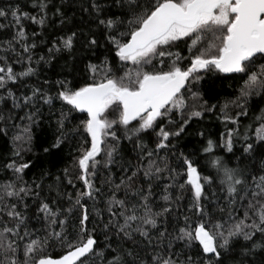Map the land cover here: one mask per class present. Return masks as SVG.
<instances>
[{"label":"snow or ice","instance_id":"obj_1","mask_svg":"<svg viewBox=\"0 0 264 264\" xmlns=\"http://www.w3.org/2000/svg\"><path fill=\"white\" fill-rule=\"evenodd\" d=\"M32 7L38 9L37 15L22 11L18 4L0 7V29L11 30V38L0 41V104L10 102L11 109L17 110L35 109L20 116L27 123L14 125L17 132L12 136L13 155L20 158L31 151L32 125L38 124L40 113L37 104L52 106L58 100L62 104L56 122L59 135L44 151L60 149L65 139L82 134L84 143L73 157L71 168L83 187L76 188L73 173L65 168L64 178L76 189L75 196L57 188V197L63 199L67 195L69 206L64 208L59 200L50 204L40 199L43 182L33 181L30 185L24 180L29 162L13 160L5 164L15 179L0 186V264H257V251H264V159L259 161L258 171L254 163L244 161L254 157L257 146L264 156V109L256 117L259 126L255 128V143L245 132L240 157L233 152L236 129H226V139L222 134L219 145L207 140L202 152L205 164L215 170V176L203 175L196 163L183 154L179 170L173 168L167 154L159 153L170 147V137L184 132L189 121L217 107L208 105L200 91L191 87L202 79L201 72L236 74L244 81L239 96L220 106L218 118L226 125H238L239 117L247 115L250 97L264 96V64L255 70L258 60L264 59V0H105L104 4L92 0L90 8L84 10L94 14L96 26L104 29L111 45L109 52L119 61L120 69L114 70L106 56L99 69L91 63L85 65L91 83L78 85L60 79L56 81L55 95L33 87L30 95L18 96L9 85L22 84L37 73L32 67L36 43L29 42L24 22L31 21L43 28L49 0H33ZM112 8L118 12L113 13ZM57 13L63 15L60 8ZM36 35L32 33L33 37ZM77 37V32L69 29L52 44L49 57L54 52L73 53ZM181 42L187 47V57L171 51ZM85 46L93 49L99 41L93 36ZM158 57L157 68L153 61ZM165 58L169 61L166 69ZM10 59L21 65L20 71L11 66ZM185 59L190 63L182 67ZM41 61L50 62L40 56L35 63ZM121 69L123 74L118 75ZM186 86L189 96L182 92ZM229 104L240 109L235 117L228 114ZM73 112L83 116L72 129L66 130ZM110 112L114 114L112 119L108 118ZM173 113L181 119L176 131L167 130L160 123L165 119L169 124L176 123ZM7 119H12L11 110ZM3 120L5 117L0 115V121ZM0 131L7 134V127ZM150 131L156 136L155 149L143 142L142 134ZM109 138L113 143H109ZM121 138L139 150L134 166L131 161L125 166L116 160ZM217 146L233 154L235 166L215 155ZM116 163L121 164L119 183L110 172V166ZM101 167L108 168L109 173L97 187L95 179L99 178ZM164 173H168L169 182L160 194L163 204H157L154 187L157 181L165 179ZM57 181L61 182V178L57 177ZM217 181L224 193L217 199L225 201L219 210L227 213L226 219L217 218L205 204L209 200L205 186L211 187ZM48 188L51 191L53 186ZM170 189H177L175 196ZM120 192L123 198H118ZM186 193L187 210L174 211L173 205L179 209L176 202L185 199ZM100 196L106 197L108 213L104 235L109 243L104 247L98 246L88 227L92 221L88 201L100 215L96 208ZM29 197L38 201L36 218L43 217L42 229H29ZM241 209L243 216H237ZM77 212L73 236L67 230L68 220ZM111 236L116 238L114 245ZM55 245L66 249L59 257H53L49 251ZM193 250L196 259L187 254ZM259 264H264V257Z\"/></svg>","mask_w":264,"mask_h":264},{"label":"trees","instance_id":"obj_2","mask_svg":"<svg viewBox=\"0 0 264 264\" xmlns=\"http://www.w3.org/2000/svg\"><path fill=\"white\" fill-rule=\"evenodd\" d=\"M33 0H0V7H8L9 5L15 6L18 4L22 11H27L31 15H37L38 9L32 7ZM92 0H49V7L47 10V21L43 28L36 24H32L31 21H25L26 31L28 32L29 42L33 40L36 43V48L33 49V63L32 67L37 69L35 76L27 78L22 84L9 85L16 92V94L22 95L23 93L31 94V89L33 87L40 88L47 91L51 95H55L56 81L60 79H67L76 82L78 85L81 82L91 83L92 80L88 77L90 74H86L85 65L91 63L98 66V69L102 66V62L105 57L109 58L113 69H120V63L114 57V54L109 52L111 45L108 44L106 36L104 34L103 28H98L96 26V21L93 19V15H90L88 11L84 9L90 8ZM98 3L104 4L105 0H97ZM57 8L61 9L63 15L57 13ZM112 12H118L117 9L112 8ZM110 14V13H109ZM63 20V23H62ZM0 22H3L0 20ZM76 31L78 34L75 50L73 53L62 51L60 53H53L49 57V49L52 47L54 42H58L59 38L63 36L68 30ZM35 32L37 35L32 36ZM95 36L99 41V46L93 49L87 48L86 41L90 40ZM11 30L10 29H0V41L10 39ZM173 52H180L184 57L189 55L187 47L181 42L179 47H173L171 49ZM40 56H44L49 59L50 62L45 63L41 61L39 64L35 63ZM159 57L153 61V64L158 68ZM11 66L16 70H21L20 64L12 63L11 59L9 61ZM169 61L165 58V69L167 68ZM190 60L185 59L181 62L182 67H187ZM260 64H264V59L258 60L255 70L259 69ZM129 67H131L129 65ZM118 75L123 74V69H121ZM199 75L202 79L198 83H192L191 87L193 90H199L202 94L203 100L207 101L208 105L215 104L217 107L209 112L203 111L202 117L199 119H192L189 121L188 125L185 126V131L182 132L178 137H170V147L166 150H161L159 155L165 156L167 154L168 162L171 167L177 168L179 170L182 165L183 156L191 158L197 165L198 170L201 171L203 175L211 174L216 175L214 169L210 168L205 164V157L202 152L203 147L206 145L208 139H212L217 145L221 142V136L224 134L226 139V129H236L238 134H234V148L233 152L235 157H240L243 153L244 139L243 136L247 132L250 136V141L255 143V128L259 126V121L256 117L261 114V110L264 109V96L253 95L249 98L246 105L247 115H242L239 117V124H225L222 119L218 118L221 116L220 106L225 104L227 101H233L239 96V90L243 86L244 81L239 79L236 74L232 75H221L218 72H201ZM99 79V76L97 77ZM48 81L49 83H45ZM182 92L189 96L187 91V86ZM191 103V101H189ZM37 107L40 108V113L38 116V124L32 125V135L33 141L31 144V151L23 153V156L18 158L13 155L14 145L12 142V136L17 132V128L14 125H23L27 121H21L20 116H23L26 111H35V109H11L10 102L7 104H0V115L5 117V120L0 121V129L7 127V134L0 131V186L5 182H10L15 179L14 174L5 167V164L16 160L17 163L29 162L30 168L25 170L24 180L28 184H32L33 181L40 183L43 182L44 188L41 192L40 199H44L46 202L52 204L54 200H59L60 204L64 208H67L68 200L67 195L61 199L57 197L56 189L62 193H71L73 197L75 196V191L71 185L67 183V179L64 178V169L68 168L70 173H73V183L76 188H82V184L75 179L74 171L71 168L73 157L78 155V149L81 144L84 143L82 134L78 133L74 136H70L65 139L64 143L61 145L60 149H51L50 152H45L44 148L51 146L57 135H59L57 129V120L60 117V112L62 104L60 101H54L52 106L43 105L38 103ZM11 110L12 119L8 120L9 112ZM64 110H67V106H64ZM228 114L235 117L236 113L240 111L239 108L234 107L229 104ZM111 112L109 113V119L113 118ZM83 114L73 112L69 116V121L67 122V128L72 129L76 124L79 123V119L82 118ZM173 119L176 121L174 124H169L167 120H163L160 123L170 131L178 130L181 123L179 115L173 113ZM136 123V122H133ZM82 133V130H81ZM122 136V133H118ZM86 135V134H83ZM143 135V142L148 145L149 149H155L156 136L153 132H148ZM135 139V138H134ZM109 143H113L109 138ZM87 146V145H85ZM257 152L254 157L248 158L244 163L255 164L256 170L258 171L259 161L264 159L261 155V150L257 146ZM119 155L116 157L117 161L123 162L127 166L128 162L134 166L137 163V158L139 155V150H134L133 143L129 142L127 139L121 138L120 147L118 149ZM183 154V156L181 155ZM215 155L230 160L229 166H235L236 159L232 153L225 151L223 147L217 146L215 149ZM155 158V157H154ZM102 159V157H99ZM243 166V165H241ZM110 172L112 179L119 183L121 178V164L116 163L110 166ZM109 169L101 167L99 178L95 179V184L97 187L101 186V182L108 175ZM130 174V173H129ZM142 175V174H141ZM165 179L157 181L154 187V202L157 204H163L160 199V194L163 192L164 184L169 181L166 179L168 173L163 174ZM57 177L61 178V182L57 181ZM52 185L53 189L49 191L48 186ZM206 187V194L209 200L205 201L208 209L217 218H227V213H221L219 207H223L225 201L223 199H217L222 197L224 193L220 191V184L217 181L211 187ZM104 191L107 193V185L104 186ZM173 196H175L177 189H170ZM215 192V197L213 196ZM185 194V199L176 202L180 207L177 209L176 205H173L174 211H186L188 205L187 196ZM118 198H123V192L117 193ZM105 196H100L96 203V208L99 209L100 215H97L92 208V202L88 201L89 212L92 216V221L89 223V230L92 231L93 236L98 241L99 247H104L105 244L109 243V240L105 238L104 235V224L108 221V213L105 210ZM27 204L29 208L27 210V215L29 220L27 221L29 229H42L44 227L43 217L41 216L39 220L36 218V208L38 201H34L33 197L27 198ZM56 207L55 204L52 205ZM23 210V206H21ZM74 213L68 220V232L73 233V225L77 223L76 216ZM237 216H243V210L241 209L236 213ZM171 220L172 218L169 217ZM180 223L183 224L181 218ZM94 229V231H93ZM59 230V229H57ZM111 235V234H110ZM115 236H111V242L115 244ZM179 250V248H178ZM53 257H59L62 255L66 249L61 248L59 245L49 249ZM187 254L193 256L196 259L195 251H191ZM264 257V251H257L254 259L259 264V261ZM253 259V257H249Z\"/></svg>","mask_w":264,"mask_h":264},{"label":"water","instance_id":"obj_3","mask_svg":"<svg viewBox=\"0 0 264 264\" xmlns=\"http://www.w3.org/2000/svg\"><path fill=\"white\" fill-rule=\"evenodd\" d=\"M220 74H222V73H220ZM222 75H232V74H222ZM183 90V89H182Z\"/></svg>","mask_w":264,"mask_h":264}]
</instances>
